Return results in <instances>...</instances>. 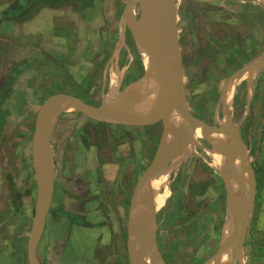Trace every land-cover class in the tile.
Masks as SVG:
<instances>
[{
	"label": "rangeland",
	"instance_id": "obj_1",
	"mask_svg": "<svg viewBox=\"0 0 264 264\" xmlns=\"http://www.w3.org/2000/svg\"><path fill=\"white\" fill-rule=\"evenodd\" d=\"M5 1L8 0H0L1 3ZM9 2L14 3V0ZM172 2L177 9L174 10L175 24L182 56L187 111L193 118L202 122L203 125L199 128L204 129L207 134L209 132L205 128L209 131L224 128L226 131L236 130L239 133L240 152L250 163L257 184L253 204L249 203L246 226L249 228L245 230L243 250L233 258L234 264H264V75L257 78L253 84L237 86L230 103L223 105L225 102L224 91L221 90L222 78L212 74L218 67L223 66L227 59L223 57V52H219L215 38H202L208 32L206 11H202L201 5L194 0ZM137 4L136 17L140 20L142 10ZM226 4L225 9L229 7L231 13L242 14L238 2ZM213 8H217L218 12L224 9L217 3ZM212 11L214 12V9ZM239 20L242 23L245 21L243 18ZM241 22L238 21L239 27L243 28L244 24ZM140 26L137 27L136 39L132 38L136 36L135 25L129 29L128 38H124L127 49L124 46L120 57L122 69L128 72L129 83H125L121 91L111 94V91L84 92L83 100L86 103L94 104L110 97L116 99L129 85L146 79L148 66L142 45L144 27ZM242 46L243 53L251 49L249 44ZM237 61L239 64L242 60ZM2 73L3 66H0V83ZM15 93L20 92L0 90V118L6 121L7 112L8 118L13 115L5 128L7 134H10L2 140L0 163L8 172L16 158L14 167L18 169L15 177L21 178L18 188L24 192L27 187L32 186L35 200L36 176L32 167L35 157L33 152L36 150L34 132L39 108L10 107L11 95ZM56 107L60 108L56 115L60 119L57 118L59 121L55 122L52 128L57 200L54 204L58 206L55 207V212L73 214L80 220L81 226L88 230L87 238L90 244L86 248L89 249V254L84 264H151V260L142 253L136 235L130 231L128 211L130 214L129 204L132 205L135 184L150 167L156 155L155 150L164 137L166 119L159 123L136 126L110 124L86 116L66 103H60ZM25 112L29 113L28 116ZM227 119H230L231 124ZM223 120H227L231 128H225ZM65 123L68 127L66 133L58 132L59 126ZM15 133L23 137L15 138L12 135ZM68 134L76 137L74 142L68 141V146L72 148L75 145V148H80L81 154L76 158V165L81 166L82 170H74V160L70 156L71 159H68V155L65 156L64 153L60 154L63 150L60 146L66 141L64 138ZM174 136L177 139L178 134ZM213 147L216 146L212 140L206 137L197 140L193 148L191 140L189 143L187 140L185 149L188 150V155L186 154L170 177V192L160 207L147 206L143 192L138 211L147 226L148 237L157 247L165 264H209L208 261L219 251L227 212L222 178L229 176V173L227 171V175L220 174L213 167L214 158L208 152L212 151ZM174 161H171L169 166ZM228 161L230 168V160ZM64 163L69 164V169L64 168ZM246 169L248 170L247 167ZM64 179H67L65 182H70L69 185L63 184ZM71 179L78 181L79 186H75ZM161 186L159 183L157 188ZM63 196L67 197L68 202H59ZM148 207L151 208L150 211ZM228 213L227 219H231L233 216L229 210ZM25 214L24 208L20 209L17 221L23 222ZM229 223L226 227L228 230L231 229ZM9 230L6 237L12 235L13 239L17 228L12 226ZM74 234L77 235L74 237L71 233L68 239L71 246L69 254L82 257L85 255V251L81 249L84 247L82 244L85 233L81 231ZM234 246L233 249L237 248ZM56 254L58 256V250Z\"/></svg>",
	"mask_w": 264,
	"mask_h": 264
},
{
	"label": "crops",
	"instance_id": "obj_2",
	"mask_svg": "<svg viewBox=\"0 0 264 264\" xmlns=\"http://www.w3.org/2000/svg\"><path fill=\"white\" fill-rule=\"evenodd\" d=\"M9 1L11 0L0 2V66H3L0 90L7 89L20 92L11 95V100L9 102L10 107L24 106L27 109H29V107H38L40 109L49 97L56 94H67L83 100L84 92L111 91L109 92V94H111L115 91H121L124 84L126 83L127 85L129 83H127L128 72L122 69L120 57L122 56L121 53L125 46L124 38H128L129 29L132 28L133 25L136 26V22L139 21L136 17V4L138 0H66L60 6H54L52 4L56 3L54 0H14V3ZM194 1L201 5L202 11H206L208 18L206 22L208 32L207 35L204 34L202 38H215L216 44L219 47V52L224 53V56L221 55V57L223 56L227 59V62L223 66L218 67V70L212 74L222 78L221 90H226L225 92H228V85L237 78L236 80L238 81L235 84V92L237 86L249 83L253 84L257 78L264 75V1ZM234 1L240 4L241 15H237L235 12L231 13L232 11L229 7L225 9L227 5L226 2ZM216 3L217 5H221L224 9H220L219 12L216 11L217 8H213ZM174 10L177 9L174 8ZM240 18H243L245 21L242 23L241 20H239ZM238 21L244 24H241L244 26L243 28L239 27ZM194 36L193 33V37ZM132 38L136 39L138 36L136 37L134 35ZM247 44L250 45L251 49H247V53H243L242 45ZM125 49H127L126 46ZM202 52L203 51H201V53ZM238 59L242 60L239 64L237 61ZM257 63L260 64L258 65L259 67H256L255 64ZM253 65L256 67L255 70ZM252 66L253 69L249 71ZM247 71L250 73L255 71V73H253L254 75L250 74L249 77L243 76ZM225 96L224 94V97ZM103 99L101 102L87 104L105 107L108 98L106 101ZM226 104L227 103H224L223 105ZM25 114L28 116L29 113L25 112ZM7 116L8 112L6 121L0 131V151L2 149V140L6 139L7 135L10 134H7L5 128L8 127L7 125L10 123L9 119L13 115L9 118ZM57 118L58 116H56L54 120L56 123L59 121ZM168 119L170 121L173 120L175 123L173 122L170 125L169 120L166 119L164 137L155 150L156 155L153 161L162 152L170 153L172 151L167 150L165 144L170 136H174L178 133L177 129L180 132L179 126L187 121L181 117L177 119L174 115ZM161 121L163 120H159L157 123ZM55 122L52 126H54ZM224 126L226 128L231 125ZM52 128L53 127L49 129L51 132L49 147L55 171V153L52 149ZM67 128L66 123L64 125L61 124L58 132L61 131L66 133ZM12 135H14L15 138L23 137L18 135V133ZM219 137L222 138V136L216 138ZM75 139L76 137L70 134L66 135L64 138L66 141L63 140L64 142L62 146H60V149H63L60 151V154L64 153L65 156H70L75 164L73 169L79 171L83 168L76 165V158L80 156L81 150L80 148H75V145L72 148L68 146V141L74 142ZM235 142L236 141H234V143ZM214 150L215 148L213 147L212 154ZM186 151L187 150L184 148L182 154L178 157L179 159H175L170 166L168 164V166L163 167L158 174L148 181L147 185L145 184L146 186L142 189L141 197H143V192L145 197L149 190L157 186L163 172L169 170L170 180V177L176 170L175 168H177L180 162L185 158L183 156H185ZM232 154L234 153L232 152ZM33 155H35V157L33 158L32 168L36 176L35 184L37 189L35 200L33 197L34 188H32V186L30 188L27 187L24 192L23 190L21 192V188H18L21 178L15 177V172L18 169V167H14L16 158L12 164L13 167L9 168L8 172L7 168L0 163V264H29L28 248L39 191L37 177V170L39 167L37 147ZM212 156L214 158V154ZM70 157L68 159H71ZM238 164L237 158H235L234 170L236 169V172L234 171L233 174V176H235H232L229 180V186H231V189H234L231 190V192L233 195H237L238 198L232 197L233 195L228 196L226 180L231 176V164L230 168L228 167L224 172L217 170L223 174H226L227 171L229 173L227 178H222L226 195L225 205L227 208L221 237L224 242L231 237V230L226 229V227L229 222L233 223V217L227 219L229 214V202L233 203L234 208H240L245 212L246 219L243 226L247 225L249 204H247L245 200L250 203L252 196H255L257 188L250 163V172L245 167L241 169ZM235 166L239 168L237 169ZM167 167H169V169ZM64 168L66 170L69 169V164L65 165L64 163ZM245 172L246 175H248L246 177L243 176ZM144 174L145 171L135 184L131 202L133 201L140 178ZM239 176L241 177L240 181ZM247 178H249V180H246ZM242 179L243 181H241ZM65 180L67 179H64L63 184L69 185L70 182H65ZM70 181H73L75 186H79L78 181L72 179ZM234 186H236V188ZM161 188H157V192L160 191ZM246 191H248L249 195H244V193H247ZM55 196L54 183V194L51 207L46 219L45 229L36 249L37 260L40 264H84L89 254V249L86 248V246L90 244L87 238L88 230L86 227L81 226L80 220L73 214L55 212V207H58L54 204L55 201H57ZM128 196L129 190H127V198ZM141 197L139 202L141 201ZM67 200V197L63 196V199H60L59 202H68ZM130 207L131 204H129V209ZM22 208H24L26 214L25 216L23 215L24 221L18 222L19 216L17 215ZM147 213L149 214V212H146V215H148ZM128 219H130L129 211ZM231 223H229L230 228ZM12 226L16 227L17 230L14 233L13 239L12 235H9L8 239L6 235L8 231L10 232L9 229ZM247 228H249V226ZM81 231L85 233L82 244L84 247L81 248L85 251V255L82 257H73V255L69 254L71 246L68 243V239L71 233L75 237L77 234L74 233H80ZM226 235L228 237L224 238ZM244 236L246 237V234ZM223 241L218 249L224 244ZM12 243H14V245H12ZM148 248L152 250L150 245ZM56 250H58V256ZM230 250L227 251L226 255L222 256L223 258L218 257L219 259L217 258L209 264H216L222 261V259L224 260V258H227V264H232L233 258L237 255V252L234 251L235 249L232 251ZM241 250H243V247ZM144 254L146 255V252H144ZM55 258H57L56 261Z\"/></svg>",
	"mask_w": 264,
	"mask_h": 264
},
{
	"label": "water",
	"instance_id": "obj_3",
	"mask_svg": "<svg viewBox=\"0 0 264 264\" xmlns=\"http://www.w3.org/2000/svg\"><path fill=\"white\" fill-rule=\"evenodd\" d=\"M142 16L138 22H136V27L143 25V38L142 45L144 47V52L147 55L151 69L154 72L156 78L163 77L165 79L166 91L169 93V96L152 112L145 116H139L135 114H130L122 110H115L111 108H106L104 106H92L84 102L81 98L67 95V94H56L49 97L41 106L36 117L35 124V139L37 147V156L39 161V167L37 170L38 177V198H37V207L35 211V217L33 222L32 233L29 241L28 248V260L29 264H40L37 260L36 249L38 242L43 234L45 229L46 219L51 207L53 194H54V183H55V171L53 167L52 154L49 147L50 131L46 126V115L48 111L56 104L66 102L73 104L77 107L86 116H89L97 121L110 123V124H122V125H144L148 123L157 122L159 120H165L174 114H179L181 118L185 121L188 120L193 127L199 129V126L203 125L201 121L193 118L189 111H187L186 98H185V109L180 110L178 107L179 93H182L185 96V90L183 85V64L181 53L179 50V42L177 36V28L175 24V11L172 0H138ZM149 3V4H148ZM163 22L164 36L166 38V44L168 48L165 61L170 64L171 56L173 61L176 63L173 72L169 68H159V59L155 55V44L158 34V29ZM141 27V26H140ZM136 36H138L136 30ZM163 89V90H165ZM186 97V96H185ZM204 130V129H202ZM209 133H224L229 134L235 138L237 143V148L234 150V155H228L227 157L230 160L231 164V176L226 180L228 196L232 195L231 186H229V180L234 174V164H235V153L240 152V141L239 133L236 130L226 131L224 128L220 129H209L205 128ZM177 146L170 153H161L153 161L145 174L140 178L139 184L136 187V192L133 197L130 213V231L136 235L138 242L141 244V251L144 253L146 249L143 245L149 242L155 258L151 260V264H165L164 260L160 256V253L152 240L148 237L145 228H141L143 220L140 217L138 206L139 199L141 197L142 189L145 184L156 174H158L163 167L168 166L169 162L177 159L183 152L188 138L180 132L177 133ZM238 141V142H237ZM233 197V196H232ZM254 197L252 196L251 204H253ZM253 206V205H252ZM251 206V207H252ZM229 211L233 216V223H231V237L229 240L224 242V244L219 249L218 253L213 256L208 263L217 259L220 255L226 252L231 247L234 248L238 253L243 247V240L245 235V228L243 223L246 219L245 212L240 208H234L233 203L229 202ZM139 244V245H140ZM236 258V256L234 257ZM233 261L232 264H234ZM207 264V263H205Z\"/></svg>",
	"mask_w": 264,
	"mask_h": 264
},
{
	"label": "bare ground",
	"instance_id": "obj_4",
	"mask_svg": "<svg viewBox=\"0 0 264 264\" xmlns=\"http://www.w3.org/2000/svg\"><path fill=\"white\" fill-rule=\"evenodd\" d=\"M264 1V0H263ZM149 4V3H148ZM132 8V6H131ZM131 12V11H130ZM129 14V13H128ZM131 17V16H130ZM129 17V18H130ZM134 17V16H133ZM126 18V17H125ZM126 21V19H125ZM134 26V25H133ZM136 27V26H135ZM134 27V29H135ZM138 27V26H137ZM136 27V30L138 31V28ZM157 39H156V44H155V47H154V50H155V55L158 56V59H159V68H162V69H165V68H169V70H171V72H173L174 70V67H175V62L172 60L173 57L171 56L170 58V61L172 62V64H170L169 62V66H168V63L165 61V57L167 55V52H168V48H167V44H166V38L164 36V30H163V22L161 23V26L159 27L158 29V34H157ZM145 54V52H144ZM145 58H146V62H147V66H148V72H147V75H146V79H142L140 80L139 82H136L134 84H131L128 86V88L125 89V91L122 93V95H120L118 98L114 99L115 97H110L108 99V102L107 104H105V107L106 108H111V109H115V110H122V111H125L127 113H130V114H135V115H139V116H145L147 114H149L150 112H152L157 106H159L168 96H169V93L166 91V83H165V79L163 77H159V78H156L155 75H154V72L153 70L151 69L150 67V64H149V60L147 58V55L145 54ZM261 61V60H260ZM256 67L260 64H255ZM254 66V70L256 69V67ZM253 66L252 68L249 69V71L251 69H253ZM259 67V66H258ZM249 71H247V73H245L243 76H250V74L254 75L253 73H255V71H252V73H250ZM235 79V78H234ZM237 79V78H236ZM233 80L231 81V84L228 85V92H225L224 91V94L226 95L223 99H224V102L225 103H229L232 99V95L234 94V89H235V84L237 83L238 80ZM120 80V79H119ZM232 80V78H231ZM230 81V80H229ZM165 89V90H163ZM223 94V95H224ZM227 101V102H226ZM62 103H66V102H62ZM60 104V103H58ZM58 104L54 105L47 113L46 115V126L48 128V131L49 129H51V127H53V123L55 122V117L58 113V111L60 110V108L56 107ZM67 105L69 106H74L73 104H69V103H66ZM224 104V103H223ZM178 107L180 110H183L185 109V96L184 94L182 93V91L179 93V100H178ZM74 108H77L76 106H74ZM226 109V108H225ZM228 114V113H227ZM226 115V114H225ZM229 115V114H228ZM227 115V116H228ZM174 116L179 119V117H181L179 114H174ZM171 118V117H170ZM218 118V117H217ZM225 118V116H224ZM228 118H230V115L228 116ZM183 119V118H182ZM167 120H169L167 118ZM219 120V119H218ZM228 122L230 119H227ZM227 120L224 121L223 120V125H230L229 123H227ZM184 121V120H183ZM168 122V121H167ZM174 121H170L169 120V123L170 125L173 123ZM188 122V123H186ZM185 123H183L182 125L179 126V130H180V133L184 134L186 138H188V143L190 142L191 140V146L193 148V144L199 140L200 138L202 137H206L210 140H212V142L214 143V147L215 150H214V161H213V167L218 170V171H221V172H224L225 170H227V168L229 167V162L226 158V156L228 155H232V152L234 153V150L237 148V143H234L235 138L232 137V136H229V135H226L224 133H206L204 132L202 129H196L195 127H193L191 125V123L187 120ZM175 123V122H174ZM168 124V123H167ZM222 125V126H223ZM227 129H229L230 127H226ZM177 132L179 133L178 129H177ZM218 136H222V138H216ZM195 137H196V140H195ZM231 139V140H230ZM233 140V141H232ZM177 141L175 140V136H170L167 140V143L165 144V148L167 150H173L175 149V147L177 146ZM236 144V146H235ZM195 146V145H194ZM235 147V148H234ZM190 148V147H189ZM191 148V150H192ZM188 149V147H187ZM206 149V148H205ZM234 149V150H233ZM209 153L212 154V151H208ZM186 154L188 155V150L186 151L185 153V156L183 157H186ZM212 154V155H213ZM184 155V153H183ZM235 158H237V161H238V165L239 167H241V169H243L246 165V167L248 168V170L250 171V168H249V163H248V160L247 158L241 153V152H238V153H235ZM182 157V156H181ZM179 159V158H178ZM182 160V159H181ZM180 162V161H179ZM166 167V166H165ZM237 168V166H235ZM238 167V168H239ZM245 167V168H246ZM169 169V167H167ZM173 168V167H172ZM237 168V169H238ZM167 169V170H168ZM166 170V168H165ZM236 170V169H235ZM220 174H223L221 173ZM236 172V171H235ZM243 172V170H242ZM226 173V172H225ZM227 174V173H226ZM225 174V175H226ZM236 174V173H235ZM242 174V173H241ZM248 174V173H247ZM169 170L168 171H165L162 173L161 175V179L159 181L160 185H162L160 191L157 192V186L159 185V183L157 184V186H155V188H152L151 190H149L147 192V194L145 195L144 197V200L147 202V206L151 207V206H154V208H158L160 207L162 204H163V201H165V199L167 198V195H169V187H168V183H169ZM235 176V175H234ZM233 176V177H234ZM243 176H248L246 175V172L245 174L243 173ZM228 177V176H227ZM226 177V178H227ZM240 177V176H239ZM225 178V179H226ZM237 178V176H236ZM243 178V177H242ZM241 177L239 178V181H240ZM245 179V178H244ZM236 180V179H235ZM246 180H249V178H247ZM245 180V181H246ZM243 181V179L241 180ZM235 182V181H234ZM245 184V183H244ZM240 185V184H238ZM236 188V186H234ZM233 187V188H234ZM246 187V186H245ZM240 188V186H239ZM231 190H234V189H231ZM236 190V189H235ZM250 190V188H249ZM248 190V191H249ZM248 191H246L247 193H244V195H249L248 194ZM251 191V190H250ZM234 198H238L237 195H233ZM249 198V197H248ZM242 199V198H241ZM245 199V198H243ZM144 201V202H145ZM249 201V200H248ZM245 202L247 204H249V202H247L245 200ZM239 204V203H238ZM149 211L151 210V208H149ZM147 208V207H146ZM148 212V211H147ZM155 212V210H154ZM148 214V213H147ZM152 215V213H151ZM232 216V215H231ZM147 217V216H146ZM146 225V224H145ZM144 225V222L143 224L141 225V228H145L147 229V226ZM148 225V224H147ZM153 226V225H152ZM150 229V228H149ZM228 236H224V238H227ZM137 240V239H136ZM138 244H140V242H138ZM149 242L145 243L143 246L146 248L144 250V252H146V255L144 254V256L146 258H150L149 260H153L154 259V254L152 252L151 249H149ZM138 247V246H137ZM140 247H141V244H140ZM139 248V247H138ZM142 248V247H141ZM233 248V247H232ZM230 248V249H232ZM143 249V248H142ZM228 249V250H230ZM227 250V251H228ZM234 250V249H232ZM230 250V251H232ZM226 252H224L222 255H220L219 257H222L223 255H226ZM229 251V253H230ZM235 251V250H234ZM238 254V253H237ZM231 256V255H230ZM235 256V255H234ZM223 258V257H222ZM233 258V257H232ZM219 259V258H218ZM221 259V258H220ZM229 261V260H228ZM216 262V261H215ZM231 262V261H230ZM214 263V262H212ZM227 258H224V260L222 259V261L216 263V264H227ZM215 264V263H214ZM231 264V263H230Z\"/></svg>",
	"mask_w": 264,
	"mask_h": 264
},
{
	"label": "trees",
	"instance_id": "obj_5",
	"mask_svg": "<svg viewBox=\"0 0 264 264\" xmlns=\"http://www.w3.org/2000/svg\"><path fill=\"white\" fill-rule=\"evenodd\" d=\"M54 1H56V3H52V1H51V3H52L54 6H56V5L60 6V5H62L63 2H65L66 0H54ZM4 122H5V119H4V118H2V119L0 118V130L2 129V126H3ZM73 219H74V218H73Z\"/></svg>",
	"mask_w": 264,
	"mask_h": 264
}]
</instances>
